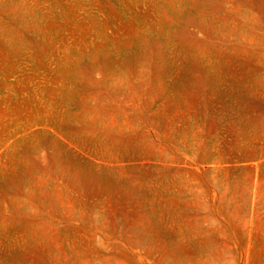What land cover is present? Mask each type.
Returning a JSON list of instances; mask_svg holds the SVG:
<instances>
[{
	"label": "rangeland",
	"instance_id": "obj_1",
	"mask_svg": "<svg viewBox=\"0 0 264 264\" xmlns=\"http://www.w3.org/2000/svg\"><path fill=\"white\" fill-rule=\"evenodd\" d=\"M0 264H264V0H0Z\"/></svg>",
	"mask_w": 264,
	"mask_h": 264
}]
</instances>
